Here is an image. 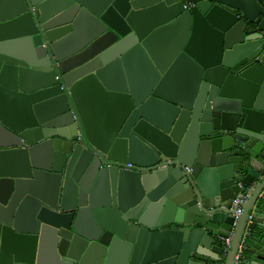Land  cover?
I'll return each instance as SVG.
<instances>
[{"label": "water", "instance_id": "obj_1", "mask_svg": "<svg viewBox=\"0 0 264 264\" xmlns=\"http://www.w3.org/2000/svg\"><path fill=\"white\" fill-rule=\"evenodd\" d=\"M263 190L264 0H0V264H264Z\"/></svg>", "mask_w": 264, "mask_h": 264}, {"label": "built area", "instance_id": "obj_2", "mask_svg": "<svg viewBox=\"0 0 264 264\" xmlns=\"http://www.w3.org/2000/svg\"><path fill=\"white\" fill-rule=\"evenodd\" d=\"M124 166L126 167H131L132 164L129 162L124 163ZM239 185L242 187V184L239 183ZM250 188L251 187H245L244 188V194L242 196V198L240 197H236L233 200V205H235V208L232 212V216H233V223H232V230L229 232V234L222 239V252L223 255L226 254V252L229 250L230 247V243L232 240V235H233V230L234 227L237 223L238 217L240 216L241 212H242V202L246 200V198L250 195ZM262 198H264V191L260 192L259 194ZM255 224V220L253 217V213L248 214L246 222H245V227H244V231L241 235V239H240V243H239V247L234 259L233 264H245L248 260V257L245 256L244 254V250L247 246V238L252 234V229L253 226ZM220 264H223L222 262Z\"/></svg>", "mask_w": 264, "mask_h": 264}, {"label": "trees", "instance_id": "obj_3", "mask_svg": "<svg viewBox=\"0 0 264 264\" xmlns=\"http://www.w3.org/2000/svg\"><path fill=\"white\" fill-rule=\"evenodd\" d=\"M256 229H257V226H256V224H254L253 229H252V234L246 240L247 241L246 248H250L251 247L253 233L255 232ZM244 254H245L246 257L249 256V252L246 249L244 250Z\"/></svg>", "mask_w": 264, "mask_h": 264}, {"label": "crops", "instance_id": "obj_4", "mask_svg": "<svg viewBox=\"0 0 264 264\" xmlns=\"http://www.w3.org/2000/svg\"><path fill=\"white\" fill-rule=\"evenodd\" d=\"M264 191V190H263Z\"/></svg>", "mask_w": 264, "mask_h": 264}]
</instances>
